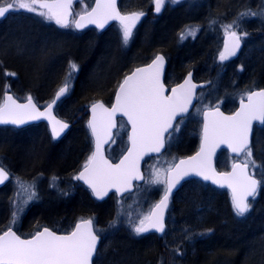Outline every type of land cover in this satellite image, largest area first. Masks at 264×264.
I'll return each instance as SVG.
<instances>
[{"label": "snow or ice", "instance_id": "obj_1", "mask_svg": "<svg viewBox=\"0 0 264 264\" xmlns=\"http://www.w3.org/2000/svg\"><path fill=\"white\" fill-rule=\"evenodd\" d=\"M95 7L90 12L80 15L78 19L72 21L69 17L72 0H0V18H5L10 12L24 10L35 13L43 17L46 21L54 22L61 28L74 26L83 28L87 24H95L103 28L109 20H118L123 29V43L126 45L131 38L132 29L143 13L133 12L129 15H121L116 9V0H94ZM175 3L178 0H171ZM164 0H155V11L159 12ZM264 16V12L257 13L251 10L240 12L236 20L231 24L222 25L225 33L232 40V45H225L224 51L220 53L221 61L235 56L240 47L241 37L233 30L234 25L238 27V21L244 17ZM211 23H216L212 21ZM197 27L187 28V36L195 38ZM243 35H248L243 33ZM186 36L181 34V40ZM164 57L156 55L153 62L146 68H137L131 75L124 78L119 84L116 104L109 110L101 103L92 105L93 113L99 108L106 114V127H115L113 116L116 112H122L131 123L132 134L130 136L131 149L118 164L112 165L103 157L101 143H106L107 138L101 140L95 123V115L89 126L94 136H96L95 151L88 157L87 162L82 166L83 170L74 177L83 180L89 185L92 194L103 199L110 189L115 188L117 192L126 190L131 185L132 180H142L138 161L145 152H160L165 145V133H169L168 140H171L174 133L179 132L178 121L173 127V121L178 114L187 112L191 103L192 89L191 73L184 84L178 89H171V95H165V86L161 81ZM70 71L64 83L57 90L52 104L59 100L61 96L69 91L72 73L77 70V65L71 63ZM241 70H243L241 68ZM15 76V73H6ZM187 86V88H186ZM6 86L5 91H7ZM28 103L17 104L11 95H6L4 103L0 105V124L19 125L26 123L28 119L39 120L42 117L52 122V133L54 137H59L61 132L68 127L66 123L57 120L51 115L52 104L47 105L46 112H40L36 105L32 103L29 96ZM248 103L243 104L239 112L234 116H224L222 113H206V116L213 117L203 127L204 143L196 156L189 157L188 160H181L179 165L169 168V178L161 180L157 172L147 182L151 184H166L164 195L153 209L138 221L129 220L132 232L140 236L155 230L163 234L165 232L164 210L168 207V200L172 189L179 181L188 175H197L203 180H211L213 183L232 189V206L235 215L243 217L251 210V204L247 198H253L257 194V187L260 181L253 179L245 171L248 163L253 168L258 167L255 160H246L243 167L233 165L231 174L218 175L211 168L210 156L218 143H225L234 153H244L246 158L252 157V147L249 143V133L253 120L264 124V90L247 93ZM169 129L172 131L169 132ZM181 165L186 167L181 168ZM239 168L243 174L242 191L238 190L237 182L233 180L236 169ZM8 179V172L0 164V184ZM56 178L53 177V180ZM21 189L28 192V200L37 197L34 185L24 184L18 180ZM54 186V185H53ZM22 210V209H21ZM17 214L13 213L11 224H14ZM93 220L81 219L76 224L74 230L67 235H57L55 232L44 228L37 231L31 239H21L10 227L0 234V264H92V258L97 255V244L99 236L92 227ZM112 222V226L115 225ZM208 231H211L210 229ZM190 238V237H187ZM177 255H182L179 248L173 249ZM160 264H164L161 260Z\"/></svg>", "mask_w": 264, "mask_h": 264}, {"label": "rangeland", "instance_id": "obj_2", "mask_svg": "<svg viewBox=\"0 0 264 264\" xmlns=\"http://www.w3.org/2000/svg\"><path fill=\"white\" fill-rule=\"evenodd\" d=\"M208 1H212V4L215 2H219V0H178V2L173 3L171 2V0H165L159 17L151 20V23L153 24L147 25L143 29V25L145 24L144 22L141 26L135 29V31H132L131 38L126 45L123 43L122 39V26H113L112 35L116 36L120 50L128 51L130 59H134L135 61L131 64L130 67L133 68L140 64H144L151 60L158 52H163L162 49H154L153 47L165 43V41L162 40L164 28L169 29V31H167V36L172 33V29L176 28L177 24L179 25L177 19L178 15L182 16L183 20L181 21V23L184 21L182 25H185L180 33L186 36V38L183 40H181V35L179 38H176L178 47H183L187 44L193 46L192 44L194 43V41H196V39L198 40V38H202L200 40L202 41L207 36V38H209V41L207 40V43H209L208 45L211 48V54H213L212 52L216 51L217 53L215 52V55H219L223 51V41L228 36L225 33L222 25L231 24L233 20L237 19L238 14L243 11V9L237 11L241 7V5H238L233 7L232 11L230 12L207 14L204 17L205 24L207 26L202 25L204 27L202 28L201 24L204 16V13L202 11H207L208 8L204 9L203 7H208ZM260 1L261 3L257 2L248 10L257 13L264 12V0ZM86 2L87 0H72L70 8V12L72 13V15L69 17L70 21L74 20L80 12L86 9ZM153 2L154 0H152V3ZM248 2L251 3L252 0H248ZM177 6H183L185 9L183 8L180 12H173V10L177 8ZM195 7H200L201 10H195ZM164 15L165 18L163 20L161 17ZM10 17L12 19H20L19 21H24L26 22V24L35 23L38 29H41V27L48 28L49 26L51 28L53 24L56 25L54 22L46 21L43 17H40L35 13H29L24 10L13 12ZM31 18L34 19V22H32L33 19L31 20ZM248 18L251 19V17ZM248 18L244 17L243 19ZM252 18L255 19V25L251 27V24L248 23V21H245L247 24L246 30H243L245 28L241 24V20L243 19H240L238 21V27L235 25L233 27V30H235L238 34H241L246 42L245 49L239 62L235 61L228 67L224 68L225 70H228L227 74L220 73L217 77H215V79L212 80L210 78L207 80V88L201 92L199 103L195 108V112L192 113L188 118L180 121L179 132L174 133L171 140H168V150L164 155L156 158H151L146 162L144 182L139 184L136 187V190L125 198H112L110 200V203L106 205V210L103 214L104 216H102V218H106V220L102 219L103 222H106V226L97 227L98 231L104 234V240L96 264H117L118 262L119 264H149L144 262L143 259L146 260L148 257V255H146L147 253L145 252L146 249L149 250V247L150 250L154 249L155 239L151 237H143V235H147L145 233L140 236L135 235L132 232L129 220L138 221L139 219L143 218V216L147 215L152 207L163 196L166 184H151L147 181L152 178L157 172L159 173L161 180H166L167 170L171 168L181 156H183L194 146V142L185 144V141H187V139H189V137L193 135V131L195 128L199 130L196 133L198 140L196 146H199L202 127L201 117L203 110L209 107L222 106L223 103L227 104V109H232L235 105L234 102L236 101L237 96H239V98H242V96H246L253 87L255 81L252 80V78L246 80L244 76H242V71H245V67L243 65L247 64V61L253 56L254 52L257 51L261 54V50L264 49L263 46L258 45L257 42L252 39V29L254 30V28L260 27V25L262 24L260 22L264 17L261 15H257ZM189 20H196L199 23H185ZM212 21H215L216 23H211ZM56 26L59 29V33H66L71 28H61L58 25ZM191 27L198 28V31L195 34V38H193L192 36H187L185 32L187 28ZM29 28L30 27L28 26H21V30L20 32H18L19 34L21 33L20 35L22 36L23 34L26 35L25 30L27 31ZM52 28L50 32H48L50 39H46L45 42L44 40L42 42L40 39H36V37L41 38L43 36L42 34H36L32 37H29V39L22 38L21 43H12L10 45L7 44V47L3 48V52L5 56L8 57L7 61L8 63H10V66L23 69L24 74H26L28 78L36 80L35 76L38 72L37 70H35V64L38 62L37 60H41L43 62V65H48L47 62L49 63V65L52 64V61H54L53 54L57 51L59 42L61 41L59 39L61 37L57 35V33L54 32ZM200 29H202L201 35L198 34L200 32ZM241 31L243 33H247L248 35L244 36ZM39 32L42 33V31ZM203 34H205L206 36L203 37ZM25 35L23 37H25ZM66 35L71 37V35L67 33ZM9 38L11 39V41H18L14 35L13 29L9 30L7 39ZM70 39L71 38H67L65 40ZM111 39L110 42L114 44V41L116 40H114V38ZM166 39L168 43H170L168 38ZM108 49L111 48L108 47ZM139 49H141L143 53H140ZM152 49L154 50L149 54ZM166 56L170 60L169 54H166ZM213 60L214 58H211L210 64L204 72L202 71V73L199 72L197 73L198 75L196 74L199 78L206 79V77L208 76V71L212 70V67L215 63V61L213 62ZM67 61L68 62L66 63V67L64 69L65 77L55 87L52 96H54L59 87L63 85L65 78L69 74V65L71 63H75L77 65V70L72 73L69 91L67 92L65 99H67L73 92V88L75 85L74 81L76 73L79 71V65L76 61L73 60V58H68ZM1 65L3 66L2 75L4 77H10L13 81H15L14 85L10 82H7L4 87V91L6 89V86H8L7 90L12 91L19 99H27L30 96L35 98L37 101H40V104L42 105L47 104L52 99L51 96V98L48 97L47 99L43 98V100H40L36 95L25 91L28 90V88L19 86L21 84L20 75H18V73L14 70L5 68L3 62H1ZM241 68L243 70H241ZM224 69L222 71L225 72ZM6 73H15L16 75H6ZM240 79H242V82L239 84L238 80ZM119 82L120 79L118 80L116 87ZM16 85L19 86V89ZM239 85L241 86V90L239 91V93H237V88H240ZM17 90H20L19 94L16 93ZM49 91L50 90H47L42 94L45 93L47 95ZM65 99L60 102L57 112L60 113V116L61 113L65 114L64 117L61 116L63 119L76 122V119H72L73 117L70 118L72 115L67 112L68 106L64 107L66 108V112H63L62 109L60 110V106L64 104ZM2 102L3 96H0V104ZM86 129L88 131V135H90L87 124ZM38 131H40L43 136L45 135L44 133H42V131L44 132L42 126H31L21 129L6 127L0 128V163L13 173L12 181L6 187L0 190V192L2 191L0 193V227L3 228L2 230L9 227H15L22 231L23 224H25V227L30 228L28 231H24L25 236L33 234L36 230L40 229L43 226H53L58 230H65L66 220L61 217L50 220V214H58L62 208V200H67V198L65 197H68L74 193L76 194V192L78 193L77 185L74 184V177L68 178V171L63 174H59L58 170L52 169L50 167V164L48 162L50 152L47 151V148L43 142L44 138H42L41 135L38 134ZM123 133H127V129L122 123L121 125H119L117 134L120 135ZM8 149L9 152H12V155L15 158V161L12 160V164H15L14 162L17 163L18 160L19 164L23 163V160L26 158L30 159L31 161L33 160V162H31V165L26 169L19 168L21 172L11 169L10 166L7 165V159L8 161L10 160L9 156H7L5 153ZM241 160L244 162H246V160H255L256 165L258 166L256 168H253V165L250 162L248 163L250 164L252 172L257 176H264V165H262L258 157L252 156L251 158H246L244 155ZM53 177H55L56 179L53 180ZM18 180L26 185H34V189L37 193L38 198L28 200V192H25L23 189H21ZM72 200L73 199L68 201V203H70ZM28 212H30L29 215ZM13 213L17 214V219L14 224H11ZM27 215L28 217L26 218ZM91 218L94 222H96L97 220L100 221V217L98 216L94 215ZM38 219H43V222H38V224L35 223V221ZM113 221L116 222L114 226H112ZM187 231V229L181 227V221L178 220L177 215L175 216L173 212H171L168 215L167 231L164 235H162V241L169 245L170 247H167L172 250L179 248L182 245L181 243L183 239H187V237H189ZM184 234L185 236L183 238ZM113 243L114 248L112 246ZM110 247L113 248L112 252L109 253L107 260L104 261L105 256L108 252V248ZM115 247H118L119 249H116ZM157 264H160V262H158Z\"/></svg>", "mask_w": 264, "mask_h": 264}, {"label": "trees", "instance_id": "obj_3", "mask_svg": "<svg viewBox=\"0 0 264 264\" xmlns=\"http://www.w3.org/2000/svg\"><path fill=\"white\" fill-rule=\"evenodd\" d=\"M257 2L261 3L260 0H252L251 3L248 0H219L218 3L215 2L213 4L212 1H208V7L202 6L204 9L208 8L207 11L202 8L203 17L207 14L230 12L233 7L238 5H241V7L237 11H240V9L245 11L251 8V6L253 7ZM86 4L87 7L82 12L91 8L92 0H87ZM152 5V0H122L120 7L125 12H151ZM183 6H177L173 12H180L184 8ZM177 17L179 25L177 24L176 28L172 29V33L168 36L167 31L169 29L164 28L162 40L165 43L156 45L153 48L162 49V53L165 55L169 54L170 68L176 76L182 75L189 68H195L196 72L197 68H201L202 71L206 70L212 57L211 48L208 45L209 43H207L209 38H204L202 41H200L202 38H198L192 44L193 46L187 44L186 46L178 47L176 43V31L184 21L181 23L183 20L181 15ZM161 18L164 20L165 15ZM19 20L9 17L4 21H0V96H3L4 87L7 82L15 84V81L10 77L2 75L3 66L1 62L4 63L5 68L14 70L20 75V87L28 88L25 91L36 95L40 100H43V98L47 99L48 97L51 98L55 87L65 77L64 69L68 58H73L79 65L73 92L65 99L64 104L60 106V110L62 109L63 112H66V108L64 107L68 106L67 112L72 115L70 118L76 119L73 128L64 139L57 143H53L48 138L45 130L44 132L42 131L45 134L44 136L38 131V134L44 138L43 142L47 151L50 152L48 159L50 167L58 170L59 174H63L74 169L81 158L87 156L90 152V139L86 129L89 116L87 105L98 100L108 102L115 93L118 80L123 78L124 74L130 69L131 64L135 61L134 59H130L128 51L120 50L116 36L112 35V28L115 25L109 27L104 32L88 29L83 33L76 32L74 27L70 26L71 30L69 29L66 32L71 35L70 37L66 33H59V29L53 24L51 28L53 27V31L61 37L59 38L61 40L59 47L53 54L54 61L50 65L48 62V65H43L41 60H37L38 62L35 64V70L38 72L35 76L36 80L30 79L24 74L23 69L10 66L3 48L7 47V44L21 43L22 38L29 39V37L36 34H42L41 38L36 37V39H40L42 42L44 40L45 42L46 39H50L48 32H50L51 28L49 26L48 28L41 27V29H38L35 23L26 24V22ZM254 20L252 17L251 19L241 20V24L245 28L242 29H247L245 21H248L251 27L254 26ZM260 23H262L260 27L252 29V39L258 45L264 47V18H262ZM151 24H153L151 20H146L143 29ZM21 26L31 28L27 31L25 30L26 35L23 34L25 37L20 35L21 33L19 34L22 29H20ZM205 26L207 25L205 24ZM10 29H13L18 41H11L10 38L7 39ZM39 31H42V33ZM67 38L71 39L65 40ZM108 38H114L116 41L113 44ZM166 38H168L170 43H168ZM108 47L111 49H108ZM139 52L143 53L141 49H139ZM257 53V51L254 52L253 56L247 61V64L243 65L245 71H242V76L246 80L252 78L255 81L252 88L264 86V49L261 50V54ZM16 86L17 88L19 87L18 85ZM20 90H17L16 93L19 94ZM47 90H50L47 95L45 93L42 94ZM58 114L60 115V113ZM61 116L64 117L65 114L61 113ZM193 139L191 138L190 142H194L195 146L196 141L195 139L193 141ZM190 142L185 141V144H189ZM252 149V156L258 157L262 165H264V124L255 129ZM192 150L190 149L186 153H192ZM5 153L10 159L9 161L7 159V165L13 170L21 172L19 168L26 169L33 162V160L31 161L26 158L23 160V163L19 164L18 160L17 163L14 162L15 164H12V160L15 161L12 152H9L8 149ZM231 160L226 151H221L217 157V167L219 169L228 168ZM258 177L261 181V189L257 197L251 202V210L243 217L235 215L228 191L219 190L196 179H190L183 183L174 194L171 211H169V214L173 212L175 216L177 215L178 220L181 221V227L188 230L187 234H189L190 238L183 239L182 245L179 247L182 255H177L172 249L167 247L162 241V236L148 234L145 236L146 238L151 237L155 239L154 249L150 250V247L149 250L146 249L145 252L148 257L146 260L143 259L144 262L157 264L162 260L164 264H264V176L260 175ZM108 203L104 202L100 205H94L86 194H80L77 200H72L68 205L62 204L61 211L58 214H50L49 219L52 220L57 217L70 219L77 212H86L92 208H97L100 212V217H102ZM29 214L30 212H28ZM42 220L38 219L35 223L43 222ZM2 229L0 227V232L3 231ZM14 229L19 230L15 227ZM29 229L23 224L22 231L19 230L18 232H21L20 234L25 236L24 231H28ZM209 229L211 231H208ZM184 236L185 234L183 238ZM112 246L114 248V243ZM111 247L108 248V255L112 252L113 248ZM115 248L119 249L118 247Z\"/></svg>", "mask_w": 264, "mask_h": 264}, {"label": "water", "instance_id": "obj_4", "mask_svg": "<svg viewBox=\"0 0 264 264\" xmlns=\"http://www.w3.org/2000/svg\"><path fill=\"white\" fill-rule=\"evenodd\" d=\"M120 1H121V0H116V9L119 11V13H120L121 15H129V14H131V13H133V12L141 13L140 11H131V12H127V13L122 12L121 9H120ZM164 1H165V0H164ZM163 4H164V3H163ZM163 4H162V6H163ZM162 6H161V8H162ZM94 7H95V2L93 3L92 7H91L88 11L83 12V13H80V14L76 17V19H78L80 15H83V14H85V13H87V12H90V11L92 10V8H94ZM153 7H154V13H155V14H158L159 12H156V11H155V1H154V6H153ZM142 13H143V12H142ZM6 15H7V14H6ZM145 16H146L145 13H143V15L140 16L139 20L136 21V24H135V26L133 27V29L137 28V27L141 24V22L143 21V19L145 18ZM0 19H2V18H0ZM114 23H120V22H119L118 20H109L107 23H105V25H104L103 28H99V27H97V25H95V24H87L85 27H83V28H79V29H77V28H75V27H74V28H75L77 31H79V32L85 31L86 29H89V28H95V29H97V30L100 31V32H104V31H106V30H107L112 24H114ZM237 35H239V34H237ZM239 36H240V35H239ZM240 37H241V36H240ZM226 44L229 45V47H231V45H232V40L229 38V36L226 37L225 40H224V42H223V51H224V48H225V45H226ZM242 48H243V41H242V39H241V41H240V47H239V49H237V51H236V55H235V56H230V57H229L228 59H226V60L233 59V58H237V57L240 55V53H241V51H242ZM157 55H161V56L164 57L163 70H162V75H161V81H162V83L164 84V76H165V71H166V67H167V59H166V56L164 55V53H158ZM154 58H155V57H154ZM154 58H153V59H154ZM153 59H152L150 62H148V63H146V64H144V65H140V66L135 67L134 70L137 69V68H146L148 65H150V64L153 62ZM134 70H133V71H134ZM189 73H191V84H192V85H195V88L192 89L191 103L188 105V110H187V112L182 113V114H178V115L176 116L175 120L173 121V127H175V125L177 124V122H178L180 119L185 118L186 116H188V114L192 111L193 107L195 106V104H196V102H197V94H198V90H199V88L201 87L202 84H201V83H198V82H196V81L193 80V72H192V71L189 72ZM189 73L187 74V76L184 78L183 81H181L178 85L172 87V89H173V88H177V89H178L179 85L184 84V81H185L186 79H188ZM131 74H132V73H131ZM131 74H129V75H131ZM127 76H128V75H127ZM123 80H124V79H123ZM123 80H122V81H123ZM122 81H121V83H122ZM164 86H165V89H166V91H165V95H171V91L168 93V89H167V87H166L165 84H164ZM186 88H187V86H186ZM260 90H264V87H260V88L253 89V90H251L250 92H252V91H260ZM118 91H119V88L117 87V90H116V93H115L114 100H113V102H112L110 105L106 104V103H105L104 101H102V100H98V101H95V102L91 103V104L89 105V107H88L89 119H88L87 126H88V129H89L90 134H91L92 139H93V152L95 151L96 136L93 135L92 130H91L89 124H90L91 121H93V118H94V115H95V123H96V125H97V130H98V132H99V134H100L101 140L103 141L105 138H107V142H106V143H101V152H102V154H103V157H104L106 160H108V162H109L110 164H112V165H116V164H118V163H119V162H120L125 156H127L129 150H130L131 147H132V145H131V140H130V136H131V134H132V131H131V123L128 121L127 116H125L122 112H119V111H118V112H116V113L114 114V116H113V118H112V119H113V123L115 124V127H111L110 129H107V127H106V114L103 113V111H102L101 109H99V108L96 109V112H95V114H94V113H93V109H92V105H93V104H96V103H101V104L104 105L105 108H107V109L110 110V109L116 104V96H117V94H118ZM250 92H249V93H250ZM66 94H67V93H65L64 96H61L59 100H56V102H55L54 104H52V101H53L54 98H53V99L47 104V105L52 104L51 115L54 116L57 120L62 121L63 123H66V124L68 125V127H67L66 129H64L63 132H61V134H60L59 137H54V136H53V133H52V122H51V120H49V119H45V118H43V117H42L41 119H39V120H31V119H28V120L26 121V123L19 124V125H14V124H10V123H9V124H0V127H13V128L20 129V128H24V127L29 126V125H32V124L39 123V122H45V123L49 126V129H50V132H51V135H52L53 139H54V140H60V139H61V138H62V137H63V136L69 131V129H70V127H71V123H70V122H67V121L63 120V119H62L61 117H59V116L57 115V113H56V108H57L58 104H59V103L65 98ZM6 95H11V96L13 97V99L16 101L17 104L24 105V104H27V103H28V99L23 100V101H20V100H18V99L15 97V95H14L12 92H10V91H6V92L4 93V99H5V96H6ZM54 97H55V96H54ZM4 99H3L2 104L4 103ZM31 99H32V103L36 105L37 109H38L40 112H46L47 105L44 106L43 108H40V106H39V104L37 103V101H36L34 98H32V97H31ZM242 103H243V104H247V103H248V99H247V97L239 102L237 108H236L233 112H225V111H224L221 107H219V106L205 109V110L203 111V115H202V116H203V122H202L201 140H200L199 148H198L195 152H193V153H191V154H189V155H187V156H184V157L179 158L171 168H174L176 165H179L181 160H188L189 157L196 156L197 153L200 151V149H201V147H202V145H203V143H204V140H203V127H204V124H205V123H208L209 120L213 118V117H211L210 115H209V116H206V115H205L206 113H215V112H219V113H222L224 116H234L237 112L240 111L241 106H242ZM2 104H1V105H2ZM120 118L124 119V120L127 122L128 126H129V136H128V143H129V145H128V148H127V150L125 151V153L121 156V158H120L118 161L113 162V161L107 156V147L111 144V142H112V140H113V138H114V132H115V130L117 129V126H118V119H120ZM261 125H263V124H262L260 121L253 120V122H252V126H251V131H250V133H249V143H250V146H252V140H253L254 128H255L256 126H261ZM171 131H172V130L169 129V132H171ZM168 134H169V133H165V137H166V138H167ZM165 150H166V139H165V145H164V148H162L160 152H158V153H157V152H145V153L140 157V159H139V161H138V166H139L140 174L144 177V179H145V175H144V165H145V162L147 161V159L150 158V157H153V156H159V155H161ZM222 150L227 151L231 157H235V158H241V157L243 156V154H244V153H239V154L234 153V152L231 150V148L228 147L227 144H225V143H218V144L215 146V150L211 153V156H210L211 168L214 169L215 172H216L218 175H221V174H231V173L233 172V165H234V164H236V165H240L241 167H243L244 162L238 160V161H236L235 163H233V164L229 167L228 170H219V169L217 168V166H216V159H217V156H218L219 152L222 151ZM3 167H4V166H3ZM184 167H186V166H185V165H181V168H184ZM4 168H5V167H4ZM5 170L8 172V179L5 180V182H4L3 184H0V189H1L3 186H5V185L11 180V178H12V173H11L7 168H5ZM82 170H83V169H82ZM245 171H246L247 174L250 175L253 179H256V180L260 181L259 178H257L255 175H253V174L251 173V171H250V167H249V164H248V168H247ZM168 178H169V173H168V171H167L166 179H168ZM144 179H142V180H132V181H131V185H130V187H128L126 190H122V191H120V192H117L115 188L110 189V190L108 191V194H107L106 196H104L103 199H98V198H96L95 196H94V197H95L98 201H103V200H105L109 195H111L112 193L117 194V196H119V197L124 196V195H126V194L132 192L133 189H134L135 184H136V183H141V182H143ZM190 179H197V180H200V181L203 182V183L210 184V185H212V186L215 187V188L223 189V190H227V191L230 193L231 200H232V189L229 188L226 184H225L224 186H221L220 184L213 183L211 180L205 181V180H203L202 177L197 176V175H188V176H184V177L179 181V183L176 184V186L172 189L171 194H170V196H169V200H168V207L164 210V225H165V231H166V226H167V224H166V222H167V214H168V211H169V209H170L171 199H172L173 195H174V194L180 189V187L183 185V183H185L186 181H188V180H190ZM233 180L237 182L238 190H241V191H242L243 174L240 172V169H239V168L236 169V175H235V177H233ZM81 182H83L84 185H85L86 187H88V188L91 190V188L89 187V185H88L87 183H85L83 180H81ZM259 188H260V184H259L258 187H257V193H258V191H259ZM91 191H92V190H91ZM163 195H164V194H163ZM256 195H257V194H256ZM256 195H255V196H256ZM162 197H163V196H162ZM162 197L159 199V201L162 199ZM254 198H255V197H254ZM254 198H253L252 196H249V197L247 198V200H248L249 203H251V201H252ZM159 201H158L157 203H159ZM157 203H156V204H157ZM153 207H154V206H153ZM153 207H152V209H153ZM152 209H151V210H152ZM246 214H247V213H246ZM85 220H87V219H85ZM80 222H81V221H79L78 223H80ZM78 223H77V224H78ZM92 227H93V230L95 231L93 223H92ZM44 228H47V229H49L50 231L55 232L57 235H67V234L70 233V232H69V233H60V232H57V231L53 230L52 228H50V227H48V226H44V227H42L41 229H39L38 231H42ZM7 229H8V228H7ZM7 229H6V230H7ZM10 229H11V231L15 232L18 236H20L21 239H31L32 236L37 232V231H36V232H35L34 234H32L31 236L24 237V236L20 235V234L18 233V231L15 230L14 228H10ZM2 232H3V231H2ZM2 232H1L0 234H2ZM150 232H151V233H155V234H157V235H163V234L165 233V232H164L163 234H161V233L156 232L155 230H152V231H150ZM96 235L99 236L97 233H96ZM100 242H101V237L99 236V241H98V244H97V251H98V247H99V245H100ZM95 257H96V255H94L93 258H92V264H94Z\"/></svg>", "mask_w": 264, "mask_h": 264}, {"label": "flooded vegetation", "instance_id": "obj_5", "mask_svg": "<svg viewBox=\"0 0 264 264\" xmlns=\"http://www.w3.org/2000/svg\"><path fill=\"white\" fill-rule=\"evenodd\" d=\"M122 1V0H121ZM154 2H153V5H152V10H151V12H144L145 14H146V16H145V18L143 19V21L141 22V24L139 25V26H141L146 20H153L154 18H158L159 17V14L161 13V10H162V8H161V10L159 11V13L158 14H155L154 13ZM163 7V6H162ZM13 12H10L9 14H7L6 15V17L5 18H2V19H0V21H4V20H6L7 18H9L10 16H11V14H12ZM119 25V24H118ZM121 26V25H120ZM89 29H92V28H89ZM88 30V29H87ZM133 30V29H132ZM86 31V30H85ZM240 36H241V39H242V41H243V50H242V52L244 51V49H245V46H246V42H245V40L243 39V36L241 35V34H239ZM225 40V39H224ZM224 42V41H223ZM222 50H223V45H222ZM241 55H242V53L237 57V58H233V59H230L231 60V62L230 63H233V62H235V61H239L240 60V57H241ZM166 58H167V56H166ZM212 58V57H211ZM152 60V59H151ZM151 60H149L148 62H150ZM147 63V62H146ZM141 65V64H140ZM225 70V69H224ZM190 70H187V71H185V73H183L182 75H179V76H176V75H174L173 73H172V70H171V68H170V60L167 58V67H166V71H165V76H164V84L166 85V87H167V89H168V93L171 91V89H172V87H174V86H176V85H178L181 81H183V79L186 77V75H187V73L189 72ZM205 71V70H204ZM203 71V72H204ZM198 72H195L194 71V74H193V78H194V80L196 81V82H202V86H201V88L199 89V91H198V94H197V102H196V104H195V106L193 107V110L191 111V113L186 117V118H188L192 113H194L195 112V108H196V106H197V104L199 103V99H200V94H201V92L202 91H204V89H206L207 88V84H208V79H215V77H217L220 73H223V74H227L228 73V70H225V72L224 71H222V70H216V68H214V66L212 67V70H210V71H208V76L206 77V79H201V78H199L197 75ZM202 73V72H201ZM197 74V75H196ZM242 82V79H240V83ZM121 83V80H120V82H119V84ZM239 83V84H240ZM119 84L117 85V87L119 86ZM240 86V85H239ZM117 87H116V89H115V93H116V90H117ZM254 88H252L251 90H253ZM241 90V86H240V88H237V93H239V91ZM250 90V91H251ZM249 91V92H250ZM248 92V93H249ZM115 93H114V95L111 97V99L108 101V102H106L108 105H110L112 102H113V100H114V97H115ZM247 97V95L246 96H242V98H239V96H237V98H236V101L234 102L235 103V105H234V107L232 108V109H227V104L226 103H223V105L222 106H219V107H221V108H223V110L225 111V112H233L236 108H237V106H238V104H239V102L241 101V100H243V99H245ZM65 98H66V96H65ZM64 98V99H65ZM39 102V104H40V101H38ZM228 103H229V101H228ZM46 104H44V105H42V104H40V107L41 108H43L44 106H45ZM59 106V105H58ZM58 106H57V109H58ZM202 115H203V112H202ZM186 118H184V119H186ZM184 119H182V120H184ZM201 119H202V122H203V116L201 117ZM181 121V120H180ZM179 121V122H180ZM68 122H70L71 123V127H70V129H69V131L73 128V126H74V122H72V121H69L68 120ZM124 124L125 125V127H126V129H127V133H123V134H117V130H118V128H119V125H121V124ZM31 126H42L43 128H44V130H45V132H46V134H47V136H48V138H50V140L53 142V143H57V142H59V141H61L62 139H64L66 136H67V134H68V132L60 139V140H54L53 139V137H52V135H51V132H50V129H49V126L45 123V122H39V123H36V124H32V125H29V126H27V127H31ZM0 128H4V127H0ZM8 128H10V127H8ZM26 128V127H25ZM197 131H199L197 128H195L194 129V131H193V135L192 136H190L189 137V139L187 140L188 142H190V140H191V138H194L195 139V146L194 147H192V153L193 152H195L196 150H197V148L199 147H197L196 145H197V142H198V140H197V136H196V133H197ZM128 136H129V126H128V124H127V122L124 120V119H122V118H120L119 120H118V126H117V129H116V131H115V134H114V139H113V141H112V143L109 145V147L107 148V156L113 161V162H116V161H118L120 158H121V156L125 153V151L127 150V148H128V145H129V143H128ZM89 137H90V152H89V154H87V156H85V157H82L81 158V160H80V162L77 164V166L74 168V169H72L71 171H69V173H68V178H73V177H75L76 175H78L81 171H82V166L87 162V160H88V157L89 156H91V154L93 153V139H92V136H91V134L89 135ZM194 139H193V141H194ZM192 142V141H191ZM197 147V148H196ZM168 150V139H167V141H166V150L161 154V155H159V156H155V157H152V158H156V157H160V156H162V155H164L165 154V152ZM189 154H191V153H189ZM151 159V158H150ZM231 164H232V162H231ZM12 173V172H11ZM144 173H145V169H144ZM12 179H13V173H12V178H11V180L5 185V186H3L0 190H2L4 187H6L11 181H12ZM74 184H76L77 185V191H78V193L76 192V194L74 193V194H71L70 196H68V197H65V198H67V200L66 199H64V200H62V204H64V205H68L69 203H68V201H70L71 199H73V200H77L78 199V197H79V195L80 194H86L87 195V197L92 201V203L94 204V205H100L101 203H104V202H108L109 201V203H110V200L112 199V198H114V199H120V198H125L126 196H128L129 195V193L128 194H126V195H124V196H121V197H119V196H117V194H115V193H112L111 195H109L105 200H103V201H98L95 197H94V195L92 194V191L88 188V187H86L85 185H84V183L83 182H81V180H77V179H74ZM139 184H141V183H137V184H135V186H134V189H133V191L131 192V193H133L135 190H136V187L139 185ZM130 193V194H131ZM105 212V211H104ZM98 216V217H100V212H99V210L97 209V208H92L91 210H89V211H86V212H77L72 218H66V217H63V219H65L66 220V222H65V230H58V229H56V228H54V227H52V226H48V227H50V228H52L53 230H55V231H57V232H60V233H69V232H71L72 230H74V227H75V225L83 218V219H89V218H91L92 216ZM104 216V215H103ZM100 219V221L99 220H97L96 222H94L93 221V225H94V229H95V232L101 237V242H100V245H99V247H98V251H97V255H96V257H95V260H94V264H96V261H97V258H98V255H99V253H100V251H101V246H102V244H103V240H104V234L102 233V232H99L98 231V226H106V222H103L102 221V219H104V218H102V217H100L99 218ZM104 220H106V218L104 219ZM44 227V226H43ZM42 228V227H41ZM40 228V229H41ZM7 229V228H6ZM39 230V229H38ZM38 230H36V231H38ZM35 231V232H36ZM2 232V231H1ZM34 232V233H35ZM19 233V232H18ZM33 233V234H34ZM20 234V233H19ZM145 234H155V233H151V232H148V233H145ZM21 235V234H20ZM32 235V234H31ZM31 235H28V236H31ZM23 236V235H22ZM24 237H27V236H24Z\"/></svg>", "mask_w": 264, "mask_h": 264}, {"label": "bare ground", "instance_id": "obj_6", "mask_svg": "<svg viewBox=\"0 0 264 264\" xmlns=\"http://www.w3.org/2000/svg\"><path fill=\"white\" fill-rule=\"evenodd\" d=\"M93 3H94V0H93V2H92V5H93ZM200 9V7H195V10H199ZM131 12V11H130ZM33 18H31V20H32ZM75 19H76V17H75ZM30 21V20H29ZM32 22H34V19L32 20ZM37 22V21H36ZM185 23H199L198 21H196V20H189V21H187V22H185ZM41 24V23H40ZM42 25V24H41ZM44 25V24H43ZM205 26V20H204V17H203V19H202V24H201V26ZM202 26V28H204ZM185 27V25L183 24V25H181V26H179V28L177 29V31H176V38H179L180 37V35H181V33H180V31L183 29ZM96 31H98L97 29H95ZM201 33H202V29H200V32L198 33V34H200L201 35ZM203 37L204 36H206L205 34H203L202 35ZM205 38H207V36L205 37ZM177 43V42H176ZM215 52L216 51H214L213 52V54H212V58H214V60H213V62L215 61V63H214V68H216V70H223L224 68H226V67H228L229 65H230V62H231V60L229 59V60H223V61H221L220 59H219V55L218 54H216L215 55ZM223 52V51H222ZM158 53H162V52H158ZM157 53V54H158ZM217 53V52H216ZM156 54V55H157ZM136 67V66H135ZM135 67H130V69L128 70V72L126 73V74H124V76H123V78L121 79V81L127 76V75H129V74H131L132 72H133V70H134V68ZM188 70H190L189 72H193V74H194V71L196 72V70H195V68H189ZM204 71V70H203ZM188 72V73H189ZM197 72L199 73V72H202V70H201V68H197ZM187 73V74H188ZM187 76V75H186ZM184 80V79H183ZM193 80H194V78H193ZM195 81V80H194ZM198 83H201L202 84V82H198ZM238 83H240V80H238ZM202 86V85H201ZM260 87H264V86H257V87H255L254 89H256V88H260ZM201 88V87H200ZM199 88V89H200ZM199 91V90H198ZM57 92V91H56ZM56 92H55V94H56ZM55 94H54V96H55ZM53 96V97H54ZM187 155H189L188 153H186V154H184L183 156H181V157H184V156H187ZM229 155V154H228ZM230 156V155H229ZM243 157V156H242ZM241 157V158H242ZM230 158L232 159L231 160V162H232V164L233 163H235L236 161H238V160H240V161H242L241 160V158H235V157H231L230 156ZM242 162H244V161H242ZM245 163V162H244ZM231 163H230V165H229V167L232 165ZM229 167L228 168H225V169H219V170H228L229 169ZM249 167H250V164H249ZM250 171H251V173L253 174V175H255L253 172H252V170H251V167H250ZM257 178H259L257 175H255ZM260 180V179H259ZM260 189H261V181H260V188H259V191H260ZM259 191H258V193H259ZM258 193H257V195H258ZM257 195L255 196V198L257 197ZM254 198V199H255ZM253 199V200H254ZM31 207V206H30ZM33 207H34V205H33ZM81 221V220H80ZM25 225V224H24ZM27 228V227H26ZM148 235V234H147ZM147 235H143V237H145V236H147ZM166 244V243H165ZM166 246H169V245H167L166 244ZM170 247V246H169ZM107 257H108V254H106V256H105V260L104 261H106L107 260ZM103 263V262H102Z\"/></svg>", "mask_w": 264, "mask_h": 264}]
</instances>
